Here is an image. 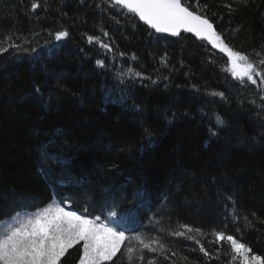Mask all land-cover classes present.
<instances>
[{"label":"trees","instance_id":"16d2710c","mask_svg":"<svg viewBox=\"0 0 264 264\" xmlns=\"http://www.w3.org/2000/svg\"><path fill=\"white\" fill-rule=\"evenodd\" d=\"M181 2L259 67L264 0ZM58 31L69 35L56 41ZM9 44L18 47L0 53V222L9 219L1 218L6 209L32 213L51 198L89 218L130 207L147 214L125 222L137 229L103 264H129L127 247L134 264H241L215 240L217 231L264 258L260 77L232 79L215 48L185 34L156 35L112 0H0V45ZM43 164H56L54 177L83 182L50 195ZM181 225L200 232L172 235ZM137 235L159 239L167 251L137 259ZM80 249L62 264H75Z\"/></svg>","mask_w":264,"mask_h":264},{"label":"snow or ice","instance_id":"6c2138e0","mask_svg":"<svg viewBox=\"0 0 264 264\" xmlns=\"http://www.w3.org/2000/svg\"><path fill=\"white\" fill-rule=\"evenodd\" d=\"M242 2L247 3V0ZM112 4L134 14L157 33L179 36L183 31L207 40L213 48H218L227 55L229 65L227 70L234 79H239L242 83L246 79L256 84V77H260V83L264 84V60H260L258 67L249 55L233 50L216 32L213 23L206 16L190 11L181 0H112ZM38 7L35 2L31 4L33 12ZM227 7L231 11V6ZM68 35L67 31H58L55 33V40L61 41ZM9 39L10 37H6L5 43ZM95 39L92 36L88 37L89 43ZM13 47L18 45L9 44L7 47L0 45V53H6ZM103 47L108 49L107 44ZM96 63L101 67L104 66L103 61L97 60ZM36 91L39 92V88ZM228 199L231 197L229 196ZM119 215L120 212L113 206L109 218ZM181 228L183 230L174 231L172 235L185 237L187 233L200 232L199 229H192L187 225H181ZM213 235L217 242L224 241L230 245L234 254L233 260L239 258L241 264H264V258L250 255L251 249L234 236L219 231L214 232ZM187 238L194 239L192 236ZM126 239L128 238L123 230H117L108 223L101 222L100 217L92 219L77 211L68 210L60 204H50L42 211L6 227L0 235V264H62V258L76 245L82 246L78 264H103L105 261H113V258L121 253ZM135 239L141 253L137 259L141 261L145 258L144 252L158 254L167 251L166 245L159 239L140 235ZM196 243L199 244L200 241L197 240ZM200 251L205 257L209 256L202 245ZM123 254L127 256L129 264H134L132 247H127ZM148 264L155 262L149 260Z\"/></svg>","mask_w":264,"mask_h":264},{"label":"bare ground","instance_id":"6f19581e","mask_svg":"<svg viewBox=\"0 0 264 264\" xmlns=\"http://www.w3.org/2000/svg\"><path fill=\"white\" fill-rule=\"evenodd\" d=\"M127 11V10H126ZM137 18V17H136ZM138 20V19H137ZM139 22V21H138ZM140 23V22H139ZM142 24V23H140ZM143 25V24H142ZM144 26V25H143ZM146 27V26H145ZM147 28V27H146ZM149 29V28H147ZM150 30V29H149ZM151 31V30H150ZM154 33V32H153ZM184 35V34H182ZM185 35H188V34H185ZM181 36V35H180ZM190 36V35H189ZM179 37V36H178ZM176 39V38H175ZM195 39V38H194ZM200 42V41H199ZM203 43V42H202ZM92 44L93 42L90 44V48H92ZM205 44V43H204ZM206 45V44H205ZM88 46V45H87ZM208 46V45H207ZM210 48H213L212 46H208ZM216 49V48H215ZM217 50V49H216ZM222 55H224V57L226 58V61L228 63V57L226 54L224 53H221ZM122 62L126 61V59H122L121 60ZM132 61V62H131ZM127 60V62L129 63V65H133V63L135 62V59H132V60ZM230 77L232 79H234L231 75V72L228 71ZM236 81H239L241 82L239 79H234ZM39 173L42 174V177H45V181H46V188H50V187H53L52 189L49 190V194L50 195H56V190L55 189H58V190H67L69 187L73 190L75 187H79L80 183L79 182H83L82 180L78 181L77 179H74L73 177L71 178H57V177H54L53 174L57 169L58 167L56 166V164H43L39 167ZM25 194V193H24ZM20 196V194H18ZM23 195V194H22ZM59 195V194H58ZM60 198H62L63 196H59ZM139 200L135 201L137 204H139L140 202H142L144 199L142 197L138 198ZM19 201V200H18ZM20 203L22 201H19ZM56 203L55 199L54 198H51L50 201H49V205L50 204H54ZM114 203V202H112ZM112 203H107L105 205L106 208H110L111 204ZM120 203V202H119ZM116 205V204H115ZM124 205V204H123ZM88 206V203L86 202L85 203V207L87 208ZM17 208H20L19 206ZM13 209V208H10V209H6L4 214H7L4 215V214H1V218H9L7 220H5V223L6 222H9L13 219H17V218H20L24 213L22 210H19V209ZM113 208V207H111ZM106 209V210H108ZM129 211H119L120 212V215L118 217H115L113 218V225H115V228H117L118 230H123L125 232V236L126 235H132L133 232L137 229V226H132L128 223H125V222H129L130 220H132L133 222H137L139 223V220H141L143 217V214H147L146 210H143L142 212L143 213H140L138 212L137 210H134V208H130L128 207L127 208ZM9 212V213H8ZM128 212L130 214V216H125L124 217V214ZM4 222V221H3ZM2 223V222H0ZM4 224V223H3ZM115 258V257H114ZM113 258V259H114ZM63 259V258H62ZM111 261H105L103 263H109ZM75 264H78V260L75 262Z\"/></svg>","mask_w":264,"mask_h":264},{"label":"water","instance_id":"95a60500","mask_svg":"<svg viewBox=\"0 0 264 264\" xmlns=\"http://www.w3.org/2000/svg\"><path fill=\"white\" fill-rule=\"evenodd\" d=\"M137 19H138V21H139L140 23H142L144 26H146L147 28H149V29H150L152 32H154L156 35H160V36H163V37H166V38H169V39H175V38L178 37V36H173V35H171V34H169V33H157V32H155L154 29H151V28H150L148 25H146L143 21H140L138 17H137ZM182 34H188V35L192 36L193 38H195L197 41L203 42V43H205V44L208 45V46H212L207 40L201 39V38L195 36L193 33H188V32H183V31H181L180 35H182ZM180 35H179V36H180Z\"/></svg>","mask_w":264,"mask_h":264},{"label":"rangeland","instance_id":"374dc122","mask_svg":"<svg viewBox=\"0 0 264 264\" xmlns=\"http://www.w3.org/2000/svg\"><path fill=\"white\" fill-rule=\"evenodd\" d=\"M216 49L220 52V50H219L218 48H216ZM221 53H222V52H221ZM224 54H225V53H224ZM26 218H27V217H26ZM26 218H17V219H13V220H11V221H9V222H6V223H5V221L2 222V223H0V235L3 234L4 230L6 229V227H7L8 225L16 224L18 221L23 220V219H26ZM109 221L112 222V221H113V218H111ZM3 223H4V224H3ZM81 247H82V246H81Z\"/></svg>","mask_w":264,"mask_h":264}]
</instances>
